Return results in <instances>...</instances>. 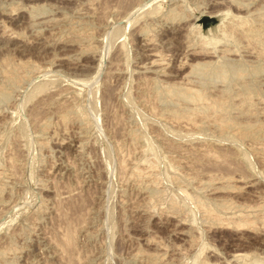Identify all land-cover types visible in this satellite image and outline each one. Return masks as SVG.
<instances>
[{
    "label": "rangeland",
    "instance_id": "1",
    "mask_svg": "<svg viewBox=\"0 0 264 264\" xmlns=\"http://www.w3.org/2000/svg\"><path fill=\"white\" fill-rule=\"evenodd\" d=\"M263 155L264 0H0V264H264Z\"/></svg>",
    "mask_w": 264,
    "mask_h": 264
},
{
    "label": "water",
    "instance_id": "2",
    "mask_svg": "<svg viewBox=\"0 0 264 264\" xmlns=\"http://www.w3.org/2000/svg\"><path fill=\"white\" fill-rule=\"evenodd\" d=\"M200 22L203 25L204 31H207L208 29L214 30L222 23V18L218 16H203Z\"/></svg>",
    "mask_w": 264,
    "mask_h": 264
},
{
    "label": "bare ground",
    "instance_id": "3",
    "mask_svg": "<svg viewBox=\"0 0 264 264\" xmlns=\"http://www.w3.org/2000/svg\"><path fill=\"white\" fill-rule=\"evenodd\" d=\"M211 17H214V16H211ZM216 17V16H215ZM220 27V26H219ZM201 98V97H200ZM264 156V155H263ZM244 218V217H243ZM243 218H242V220H243ZM246 220V219H245ZM249 222H247V224H248ZM245 224V223H244ZM253 224V223H252ZM238 226H240V225H238ZM243 226V225H242ZM244 227V226H243ZM246 228V227H245ZM64 240H67V239H64ZM69 241H70V239H69ZM73 242V241H72ZM70 243V242H69ZM69 246H71V244L69 245ZM73 246V245H72ZM199 257V256H198Z\"/></svg>",
    "mask_w": 264,
    "mask_h": 264
}]
</instances>
